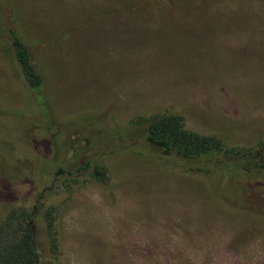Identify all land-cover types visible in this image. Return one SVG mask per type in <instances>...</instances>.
<instances>
[{
  "label": "rangeland",
  "instance_id": "374dc122",
  "mask_svg": "<svg viewBox=\"0 0 264 264\" xmlns=\"http://www.w3.org/2000/svg\"><path fill=\"white\" fill-rule=\"evenodd\" d=\"M168 114L220 148L188 160L141 143ZM102 120L116 134L90 148L78 131ZM61 151L109 187L56 178ZM263 163L264 0H0V223L38 205L42 261L53 217L58 264H264ZM210 167L246 172L255 200L231 198Z\"/></svg>",
  "mask_w": 264,
  "mask_h": 264
},
{
  "label": "trees",
  "instance_id": "16d2710c",
  "mask_svg": "<svg viewBox=\"0 0 264 264\" xmlns=\"http://www.w3.org/2000/svg\"><path fill=\"white\" fill-rule=\"evenodd\" d=\"M8 34L14 58L21 69L28 88L40 97L42 77L34 68L26 45L12 29L8 30ZM105 121L102 120L100 125L95 123L96 127H94L93 131L82 129L78 131L81 132L84 139L89 143L90 148L98 146L100 142L116 134L115 124L112 121L103 124ZM141 143L149 148L158 150L162 155L170 156L176 154L188 160L194 159L191 156L198 158L202 154L220 148L219 141L185 130L183 118L176 114H168L162 118L153 119L146 131L143 132ZM64 159L65 154L61 151L60 159L57 163L55 162V167L57 168L54 176L56 178L63 176L73 180L76 175L87 171L99 184L109 187L110 180L107 172L95 163H92L91 160H85L84 165H77L71 170L68 165L61 164ZM260 168L264 169V165H261ZM210 169H213L210 177L212 175H219L220 182L218 185L228 184L226 192H230L229 196L231 198L238 196L248 201H254L255 197H257L250 195V192L246 189V183L241 180L243 176H246V182L249 184L250 178L246 172L237 168L228 169L220 167L217 169L210 167ZM229 173H234L235 177L231 176V179L228 178ZM242 174L244 175L242 176ZM261 189L264 192V186ZM222 196L220 199L224 200L226 197ZM37 213L38 205H34L30 210L16 207L11 209L0 223V264H58L61 255V241L56 229L53 231V228H56L54 226L55 219L52 217V220L48 222L49 247L47 253L49 252L48 254L51 258L49 257L44 262L35 244ZM256 213L264 216V204L261 207V211Z\"/></svg>",
  "mask_w": 264,
  "mask_h": 264
}]
</instances>
